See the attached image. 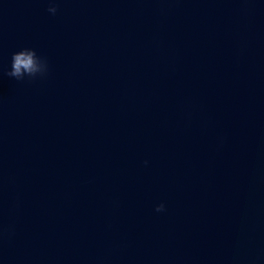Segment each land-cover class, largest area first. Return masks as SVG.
Instances as JSON below:
<instances>
[{
	"label": "water",
	"instance_id": "water-1",
	"mask_svg": "<svg viewBox=\"0 0 264 264\" xmlns=\"http://www.w3.org/2000/svg\"><path fill=\"white\" fill-rule=\"evenodd\" d=\"M0 264H264V0H0Z\"/></svg>",
	"mask_w": 264,
	"mask_h": 264
},
{
	"label": "clouds",
	"instance_id": "clouds-1",
	"mask_svg": "<svg viewBox=\"0 0 264 264\" xmlns=\"http://www.w3.org/2000/svg\"><path fill=\"white\" fill-rule=\"evenodd\" d=\"M48 11L55 15L58 9L56 7H49ZM47 72V61L38 56L34 49L24 48L19 52L13 53L11 71H9L7 75L18 81H23L26 77L35 79L44 76ZM156 211H165V206L160 204L157 206Z\"/></svg>",
	"mask_w": 264,
	"mask_h": 264
}]
</instances>
